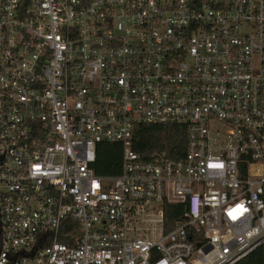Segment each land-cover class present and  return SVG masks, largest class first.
Here are the masks:
<instances>
[{
	"label": "built area",
	"instance_id": "obj_1",
	"mask_svg": "<svg viewBox=\"0 0 264 264\" xmlns=\"http://www.w3.org/2000/svg\"><path fill=\"white\" fill-rule=\"evenodd\" d=\"M140 124L185 125V155L144 160ZM0 215V264L264 256V0H0Z\"/></svg>",
	"mask_w": 264,
	"mask_h": 264
},
{
	"label": "trees",
	"instance_id": "obj_2",
	"mask_svg": "<svg viewBox=\"0 0 264 264\" xmlns=\"http://www.w3.org/2000/svg\"><path fill=\"white\" fill-rule=\"evenodd\" d=\"M188 144V132L182 124H140L133 136L132 148L139 152L144 160L149 159L151 152H165L172 159H179L185 155ZM124 147L119 142H101L97 146L96 160L93 168L102 176H116L121 172ZM165 232L171 231L182 222L185 206L180 203H163ZM63 234L70 230H77L76 220L67 218L63 222ZM192 235V234H191ZM193 236V235H192ZM191 236V237H192ZM194 237V236H193ZM65 242H71L67 236L62 237ZM237 264H264L262 250L257 248L249 253Z\"/></svg>",
	"mask_w": 264,
	"mask_h": 264
},
{
	"label": "rangeland",
	"instance_id": "obj_3",
	"mask_svg": "<svg viewBox=\"0 0 264 264\" xmlns=\"http://www.w3.org/2000/svg\"><path fill=\"white\" fill-rule=\"evenodd\" d=\"M159 207H160L159 204H154L153 203V206L151 208V213L152 214L149 217H151V218L157 217L156 212H157V210H158Z\"/></svg>",
	"mask_w": 264,
	"mask_h": 264
},
{
	"label": "water",
	"instance_id": "obj_4",
	"mask_svg": "<svg viewBox=\"0 0 264 264\" xmlns=\"http://www.w3.org/2000/svg\"><path fill=\"white\" fill-rule=\"evenodd\" d=\"M2 233V221H1V215H0V236ZM35 251L32 252V255L34 254Z\"/></svg>",
	"mask_w": 264,
	"mask_h": 264
}]
</instances>
